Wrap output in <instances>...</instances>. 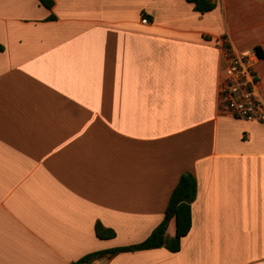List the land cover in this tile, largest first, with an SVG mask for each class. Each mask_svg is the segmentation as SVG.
Here are the masks:
<instances>
[{
  "label": "crops",
  "instance_id": "crops-1",
  "mask_svg": "<svg viewBox=\"0 0 264 264\" xmlns=\"http://www.w3.org/2000/svg\"><path fill=\"white\" fill-rule=\"evenodd\" d=\"M223 38L257 50L264 99V0L204 14L187 0H0V264L140 243L186 172L198 190L180 250L93 264H264V123L220 102Z\"/></svg>",
  "mask_w": 264,
  "mask_h": 264
},
{
  "label": "trees",
  "instance_id": "trees-1",
  "mask_svg": "<svg viewBox=\"0 0 264 264\" xmlns=\"http://www.w3.org/2000/svg\"><path fill=\"white\" fill-rule=\"evenodd\" d=\"M40 3L51 10L55 5V0H39ZM194 5V10L199 13H207L214 10L217 6V0H187ZM51 19L55 16L51 15ZM2 50L3 47L0 46ZM198 190V183L192 173L186 172L182 174L176 187L174 188L168 207L165 212L163 221L153 230V232L142 242L116 247L106 251H99L92 253L75 264H87L93 258L110 253L112 255L124 251H137L144 249H153L159 247H167L174 251L180 250V238L191 229L192 226V203L196 199ZM173 219H176L177 233L173 238H169L167 231ZM96 234L102 239H110L116 235L114 229L105 227L101 222H97L95 226Z\"/></svg>",
  "mask_w": 264,
  "mask_h": 264
},
{
  "label": "built area",
  "instance_id": "built-area-1",
  "mask_svg": "<svg viewBox=\"0 0 264 264\" xmlns=\"http://www.w3.org/2000/svg\"><path fill=\"white\" fill-rule=\"evenodd\" d=\"M142 22L148 23L149 19L144 17ZM258 59L257 50L238 51L228 38H223L224 75L220 83L219 98L233 117L264 123V99L256 68Z\"/></svg>",
  "mask_w": 264,
  "mask_h": 264
},
{
  "label": "water",
  "instance_id": "water-1",
  "mask_svg": "<svg viewBox=\"0 0 264 264\" xmlns=\"http://www.w3.org/2000/svg\"><path fill=\"white\" fill-rule=\"evenodd\" d=\"M93 262H94V260L91 261V263H93Z\"/></svg>",
  "mask_w": 264,
  "mask_h": 264
}]
</instances>
